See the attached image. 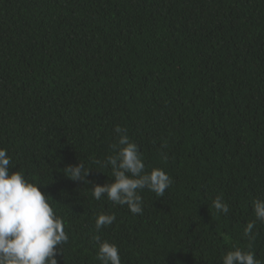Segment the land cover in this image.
Here are the masks:
<instances>
[{
	"label": "trees",
	"instance_id": "16d2710c",
	"mask_svg": "<svg viewBox=\"0 0 264 264\" xmlns=\"http://www.w3.org/2000/svg\"><path fill=\"white\" fill-rule=\"evenodd\" d=\"M117 126L172 180L142 214L92 196ZM0 148L55 200L58 264H101L95 236L122 264H222L249 243L264 264V223L244 236L264 199V0H0ZM80 162L89 184L64 174Z\"/></svg>",
	"mask_w": 264,
	"mask_h": 264
},
{
	"label": "clouds",
	"instance_id": "9594fccd",
	"mask_svg": "<svg viewBox=\"0 0 264 264\" xmlns=\"http://www.w3.org/2000/svg\"><path fill=\"white\" fill-rule=\"evenodd\" d=\"M119 134L116 154L107 157L105 166H111L113 182L103 186L96 184L92 196L100 200L102 196L114 204L127 205L132 214H142L144 200L141 192L147 188L158 197H163L171 186L170 176L160 168L145 171L138 146L130 141L126 130L115 128ZM11 157L6 149L0 148V264H58V251L67 244L69 236L65 231V221L59 216L50 200L51 196L41 191V186L26 179L20 170L10 173ZM64 174L72 181L89 184L87 179L92 169L80 162L69 165ZM217 212L227 214L229 207L222 196L213 201ZM255 220L244 228V236L254 240L253 229L256 221L264 223V199L257 198L252 204ZM116 220L114 214L101 213L95 220L99 232L111 226ZM94 239L99 244L97 259L101 264H122L119 247L107 240ZM57 246H60L58 249ZM235 248L222 256V264H262L251 250Z\"/></svg>",
	"mask_w": 264,
	"mask_h": 264
}]
</instances>
